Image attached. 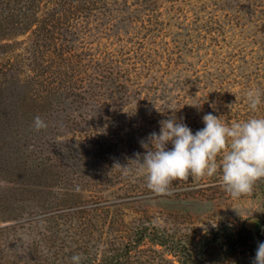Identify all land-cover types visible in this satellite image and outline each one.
<instances>
[{
    "label": "rangeland",
    "instance_id": "374dc122",
    "mask_svg": "<svg viewBox=\"0 0 264 264\" xmlns=\"http://www.w3.org/2000/svg\"><path fill=\"white\" fill-rule=\"evenodd\" d=\"M50 2L42 0L39 5L40 24L0 41V53L11 61L25 49L31 52L30 42L39 40L44 46L37 54L52 56L50 38L58 33L72 46L66 66L80 67L79 61L90 64L89 69L75 70L83 78L96 74L95 65L116 60V70L124 75L119 82L125 86L124 113L136 120L140 129L132 130L129 137L137 140L141 156L149 135L159 133V122L173 114L193 134L205 126L202 118L208 113L220 116L228 125L264 118V0H89L86 4L91 10L76 24L68 19V9L60 10ZM53 9L59 20L43 27V13ZM60 20L65 25H59ZM8 32L12 31L7 29L6 37ZM4 43L8 47H1ZM20 64L23 71L33 68L31 62ZM99 87L101 84L93 88L94 92L100 91ZM251 90L261 96L255 111L247 98ZM58 125L54 133H65ZM167 147L171 149V143ZM131 154L128 159L135 164L139 181L132 182L127 192L119 190L118 183L93 192L85 183L80 184L82 199L62 202L54 192L58 185L40 182L39 194L28 199L23 209H17L10 197L12 191L1 196L0 227L31 216L37 226L34 231L33 224L26 225L7 242L1 245L0 241V264H44L49 260L72 264L71 257L92 235L102 242L94 251L101 262L109 261L117 251L122 255L121 264H253L255 252L249 251L227 257L213 250L211 255L202 256L199 240L209 237L221 224L234 230L245 227L264 237V228L259 226L264 220V179L255 183L251 194L232 198L221 186V170L212 177L174 181L170 195H158L146 186V173L140 171L135 152ZM9 178L0 174V187L9 186ZM76 188L75 183L68 186L71 194ZM48 189L53 194H48ZM96 202L100 210H89ZM110 202L119 205L104 211L103 205ZM88 212L99 219L95 227ZM138 218L147 230L144 239L136 243L133 231L140 223ZM69 235L78 240L76 245ZM159 235L168 238L166 245L154 241Z\"/></svg>",
    "mask_w": 264,
    "mask_h": 264
},
{
    "label": "trees",
    "instance_id": "16d2710c",
    "mask_svg": "<svg viewBox=\"0 0 264 264\" xmlns=\"http://www.w3.org/2000/svg\"><path fill=\"white\" fill-rule=\"evenodd\" d=\"M41 1L0 0V41L9 40L14 35L25 33L33 25L40 24ZM49 1L50 4L60 6L58 8L60 10L68 9V19L75 24L91 10L86 4L89 0ZM54 10L56 11L53 9L52 13H43V17H46L43 20V27L59 20L58 12ZM59 25L65 24L60 20ZM7 29L12 31L8 32L10 33L8 37L5 36ZM57 29L60 30V27ZM1 32L4 34L1 35ZM45 39L40 41L44 43ZM50 39L53 45L52 56L41 52L37 54L44 46L39 44V40L30 42L31 52L25 49V53L20 52L11 61L7 54L0 53V174H7L12 179L7 180L9 186L0 187V197L12 191L10 197L16 201L17 209H23L28 199H33L39 194L40 182L58 185L54 192L62 197L61 201L70 200L74 203L82 199L83 189L80 184L86 183L94 192L96 188L101 189L118 183L120 184L118 189L127 192L133 186L132 182L139 181L136 166L128 159L132 151L135 152V158L138 153L137 140L129 137L132 130L139 129L138 122L124 113L125 86L119 83L124 75L116 70L114 62L117 61L97 64L95 67L98 73L83 78V75H78L75 70L89 69L90 64H80L82 62L79 61L80 67H72V64L71 67L66 66L70 60L68 54L72 46L58 33L57 37ZM1 47H8V43L2 44ZM16 57L20 60L16 61L14 59ZM22 62L33 63L32 70L23 71L20 64ZM76 63L73 61L74 65ZM72 72L73 74L69 75ZM97 84H101L98 88L100 91L94 92L93 88ZM111 85H114L115 89L112 90ZM116 94L122 95V98ZM71 113L77 115L71 117L69 116ZM36 116L45 122L47 125L45 128L36 130L34 125ZM57 125L66 132L54 133ZM73 128L77 129L71 133ZM77 132L84 133L74 137ZM117 164L127 166V172ZM74 183L77 188L71 194L68 186H73ZM51 193L48 189V194ZM99 203L96 202V206L92 208L89 206L88 209L93 212L100 210ZM118 205L110 202L103 205L105 206L103 210ZM72 213L75 212L70 214ZM87 214L93 215L89 212ZM92 217L95 222L91 225L95 227L99 219L96 215ZM137 221L140 223L136 224L133 231L136 243L144 239L147 230L141 219L138 218ZM31 224L35 231L37 220L34 216L13 225L1 226L0 241H3L1 245L8 241L9 236L16 235L18 231H23L26 225ZM73 237L70 236L76 245L78 240H74ZM209 237L199 240L202 256L211 255L213 250H218L227 257L245 251L256 253L258 244L264 242V237L258 233L245 227L234 230L232 226L225 224L215 227ZM167 240V237L159 235L154 241L159 245H166ZM100 243H102L100 239L93 235L88 241L81 243L83 247L77 249L76 255H82V264H121L122 255L117 251L111 255L109 261L97 260L94 251L97 249L96 245ZM33 260L37 261V258ZM44 264L56 263L49 260ZM183 264H186V261H183ZM189 264L197 263L191 261ZM198 264H203V261Z\"/></svg>",
    "mask_w": 264,
    "mask_h": 264
},
{
    "label": "clouds",
    "instance_id": "9594fccd",
    "mask_svg": "<svg viewBox=\"0 0 264 264\" xmlns=\"http://www.w3.org/2000/svg\"><path fill=\"white\" fill-rule=\"evenodd\" d=\"M247 98L250 108L257 110L260 93L251 90ZM202 119L205 126L195 134L175 114L159 122V133L149 135L148 144L142 145L148 146L146 152L137 153L135 159L146 173L147 187L158 195H170L174 181L212 177L222 170L221 186L232 198L251 194L255 183L264 179V118L231 125L212 113ZM34 125L36 130L47 126L39 116ZM120 167L127 172V166ZM71 261L82 264V255H73ZM253 264H264V242L258 244Z\"/></svg>",
    "mask_w": 264,
    "mask_h": 264
},
{
    "label": "water",
    "instance_id": "95a60500",
    "mask_svg": "<svg viewBox=\"0 0 264 264\" xmlns=\"http://www.w3.org/2000/svg\"><path fill=\"white\" fill-rule=\"evenodd\" d=\"M264 225V220H262L261 222H260V224H259V226H263ZM258 226V227H259Z\"/></svg>",
    "mask_w": 264,
    "mask_h": 264
},
{
    "label": "built area",
    "instance_id": "2783aa9c",
    "mask_svg": "<svg viewBox=\"0 0 264 264\" xmlns=\"http://www.w3.org/2000/svg\"><path fill=\"white\" fill-rule=\"evenodd\" d=\"M262 228H264V225L262 226Z\"/></svg>",
    "mask_w": 264,
    "mask_h": 264
}]
</instances>
